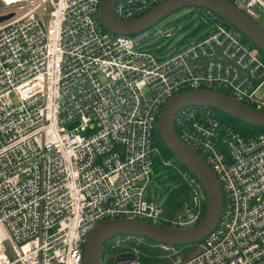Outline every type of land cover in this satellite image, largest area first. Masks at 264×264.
Instances as JSON below:
<instances>
[{
    "label": "built area",
    "instance_id": "built-area-1",
    "mask_svg": "<svg viewBox=\"0 0 264 264\" xmlns=\"http://www.w3.org/2000/svg\"><path fill=\"white\" fill-rule=\"evenodd\" d=\"M163 1L117 0L113 13L129 22ZM226 1L264 23V0ZM100 4L0 0V16L11 15L0 23V264H83L88 235L110 220L196 225L197 190L172 220L149 190L163 107L210 90L264 112V60L212 12L198 9L210 25L198 40L159 47L150 42L173 33H152L157 24L111 33ZM173 125L221 188L217 225L194 256L121 236L100 264H141L139 245L159 248L167 264H264V131L242 136L200 106L177 111Z\"/></svg>",
    "mask_w": 264,
    "mask_h": 264
},
{
    "label": "water",
    "instance_id": "water-1",
    "mask_svg": "<svg viewBox=\"0 0 264 264\" xmlns=\"http://www.w3.org/2000/svg\"><path fill=\"white\" fill-rule=\"evenodd\" d=\"M117 0H101L99 17L103 27L114 34L131 36L153 27L170 14L185 9H204L236 30L264 55V28L226 0H164L138 19L118 20L113 13ZM11 15L0 16V23ZM210 108L253 128L264 129V112L245 107L230 97L210 90H192L174 96L163 107L157 125L161 142L196 179L206 200L203 218L196 225L175 229L138 220L116 219L101 223L87 237L83 264H100L102 247L116 237H133L153 244L188 246L201 242L217 225L223 207L221 188L203 160L177 136L174 114L184 107ZM127 258V256H126Z\"/></svg>",
    "mask_w": 264,
    "mask_h": 264
},
{
    "label": "trees",
    "instance_id": "trees-1",
    "mask_svg": "<svg viewBox=\"0 0 264 264\" xmlns=\"http://www.w3.org/2000/svg\"><path fill=\"white\" fill-rule=\"evenodd\" d=\"M229 28L235 33H237L238 35H240L232 27L229 26ZM244 40L248 44H250L246 39ZM252 48L256 50L257 53L260 55V57L264 60V55L261 52H259L254 46ZM213 112L217 119L231 124L235 128V130L238 133H240L242 136L255 135V134H258L264 131V129L253 128L248 125H245L222 113H219L216 111H213ZM156 138H157L156 142L159 148V153L155 155L154 160H153L155 171L157 174L159 172H162L169 179V181L172 184H174V186H171L165 189L164 201L162 200L163 219H168V220L175 219L177 215L182 211L185 204L189 202L192 196L193 189L197 190L200 193L203 206H204L203 212H205V209H206L205 195L201 187L199 186L198 182L190 174V172L179 161H177L174 158V156L167 150L165 145L161 142L158 132H157ZM149 244L155 245L153 243H149ZM141 246L142 245H140V249H142L143 251L145 250L144 257L141 260L142 264H167L168 263V259L164 256V254L159 249L157 248L152 249L151 247H144V246L141 247ZM177 249L181 251H185V250L189 251V250L195 249L194 253L191 254V256H194L198 251L196 244L188 245V246H180V247H177ZM191 256H186V257H191Z\"/></svg>",
    "mask_w": 264,
    "mask_h": 264
},
{
    "label": "rangeland",
    "instance_id": "rangeland-1",
    "mask_svg": "<svg viewBox=\"0 0 264 264\" xmlns=\"http://www.w3.org/2000/svg\"><path fill=\"white\" fill-rule=\"evenodd\" d=\"M205 24H207L205 16L201 14L197 9L185 8L176 11L167 16L163 21L157 23L156 26L151 28L152 33L159 30L161 31V35L163 36L166 33H173L174 37L170 40H166L163 38L158 41L154 39L150 43L155 44L156 42H158L159 47H167L168 45L174 48L180 47L183 45V40H186V42H194L198 40L204 34L205 30L210 28V25L205 27ZM260 24L264 28V23L261 22ZM222 26L229 28L228 24H226L225 22H222ZM244 42L247 43L245 40ZM263 95L264 87L260 92V96ZM171 186H174V184H172L162 172H159L153 177V180L149 185V190L154 197L156 196L158 198H162V200L164 201L165 189ZM162 225L169 226L171 224L163 222ZM131 245H138V243L132 242ZM138 249L141 253H145V250L141 251L142 249H140V245L138 246ZM179 251L181 256L187 258L186 256H191V254L194 253L195 249L189 251Z\"/></svg>",
    "mask_w": 264,
    "mask_h": 264
},
{
    "label": "flooded vegetation",
    "instance_id": "flooded-vegetation-1",
    "mask_svg": "<svg viewBox=\"0 0 264 264\" xmlns=\"http://www.w3.org/2000/svg\"><path fill=\"white\" fill-rule=\"evenodd\" d=\"M107 244H108V243H107ZM157 249H159V248H157ZM159 250H160V249H159ZM141 251H143V250H141ZM160 251H161V250H160ZM161 252H162V251H161ZM162 253H163V252H162ZM143 257H144V254L140 252L139 261H140L141 264H142L141 260H142Z\"/></svg>",
    "mask_w": 264,
    "mask_h": 264
},
{
    "label": "bare ground",
    "instance_id": "bare-ground-1",
    "mask_svg": "<svg viewBox=\"0 0 264 264\" xmlns=\"http://www.w3.org/2000/svg\"><path fill=\"white\" fill-rule=\"evenodd\" d=\"M252 46V45H251ZM253 47V46H252ZM214 111V110H213Z\"/></svg>",
    "mask_w": 264,
    "mask_h": 264
}]
</instances>
